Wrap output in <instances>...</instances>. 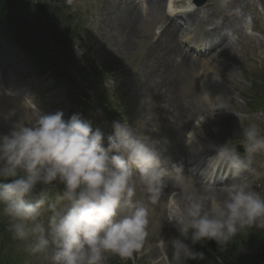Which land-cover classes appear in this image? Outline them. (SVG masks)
I'll return each instance as SVG.
<instances>
[{"label":"rangeland","instance_id":"obj_1","mask_svg":"<svg viewBox=\"0 0 264 264\" xmlns=\"http://www.w3.org/2000/svg\"><path fill=\"white\" fill-rule=\"evenodd\" d=\"M35 1H56V7L71 15L77 27L75 55L83 67L92 71L101 66L110 68L107 82L89 94V101L101 108L90 114V120L105 137L112 133L110 122L126 121L142 140L162 151L167 166L185 159L196 162L184 169L185 176L198 186L213 183L214 177L205 173L208 155L202 154L204 149L186 145L187 139L199 134L203 148L225 142L236 147L242 139L235 135L239 127L255 123L264 133V0H209L203 7H196L192 0H65L64 5L61 0ZM233 9L238 16H233ZM167 17L177 25L173 39L191 53L190 60L172 53L170 59L163 58L173 46ZM216 22L231 32L233 47L224 57V68L214 70L209 51L216 44L206 39V33ZM195 35L203 41L196 43ZM202 75L211 79L210 90L202 85ZM259 77L262 79L255 86ZM0 89L11 92L0 97V131L30 122L37 108L46 114L63 111L65 119L71 116L65 88H57L50 76L41 75L2 31ZM252 168L254 172L243 173V182L264 196V152L256 154ZM175 192V186L167 181L160 204L150 208L147 244L151 251L127 261L113 256L107 264H167L165 257L171 258V250L162 242L178 234L167 221V203ZM7 224V219L0 217V264H45L12 238ZM259 231L264 228L251 227L238 233L226 252L245 258L253 251ZM195 247L204 248L199 244ZM198 262L217 264L206 258Z\"/></svg>","mask_w":264,"mask_h":264},{"label":"clouds","instance_id":"obj_2","mask_svg":"<svg viewBox=\"0 0 264 264\" xmlns=\"http://www.w3.org/2000/svg\"><path fill=\"white\" fill-rule=\"evenodd\" d=\"M4 95L10 90L0 89ZM64 116L37 108L30 122L0 131V217L30 256L45 264H107L113 256L127 261L149 253L150 208L160 204L167 181L176 188L167 221L178 233L162 242L171 250L167 264L203 261L197 244L212 241L224 252L238 233L264 228V196L249 183L197 186L185 176L183 163L167 166L162 151L126 121L113 120L105 137L82 114ZM235 135L242 138L244 154L226 142L212 144L206 172L239 177L255 171L264 133L253 123ZM200 136L186 145L202 151Z\"/></svg>","mask_w":264,"mask_h":264},{"label":"trees","instance_id":"obj_3","mask_svg":"<svg viewBox=\"0 0 264 264\" xmlns=\"http://www.w3.org/2000/svg\"><path fill=\"white\" fill-rule=\"evenodd\" d=\"M61 1L63 4L64 0ZM54 4L35 0H0V30L25 51L41 74H49L56 85H66L71 105L86 113L89 110L86 93L98 83L96 79L101 73L88 71L77 61L73 45L76 24L70 14ZM255 237L253 251L245 258H237L226 250L216 251V244L212 241L198 251L204 252L207 261L217 264L219 261L224 264H264V231L257 232ZM188 264L200 263L189 261Z\"/></svg>","mask_w":264,"mask_h":264},{"label":"bare ground","instance_id":"obj_4","mask_svg":"<svg viewBox=\"0 0 264 264\" xmlns=\"http://www.w3.org/2000/svg\"><path fill=\"white\" fill-rule=\"evenodd\" d=\"M156 0H149V2H154ZM190 14V13H189ZM232 14L234 17L238 16V13H237V9H233L232 10ZM171 17L173 16V14L170 15ZM189 16V15H188ZM169 18L167 17L166 18V23L168 21H170V24H169V27H168V31L169 32H172L171 34V38H170V41L172 40V47H170L169 51L170 53L167 55L165 54L163 56L164 59H170L169 55L172 53V54H175L179 57H182L183 59H191V53L189 51H183L180 46L178 45L176 39L174 40V34H175V37H176V34L175 31L177 29V25L172 22V18ZM189 19H190V16H189ZM199 24H202V25H209L208 22H200L199 20L197 21ZM231 35V32H228L225 25L224 24H218V22H216L215 25H213V28L210 29L209 32L206 33V39L211 42L212 44H216L214 47H212L209 51V60L212 61V68L214 70L218 69V68H224L225 66V55L227 53V51H230L233 47V44H231L229 42V36ZM193 39L195 40L196 43H201L203 40L195 35L193 37ZM187 41H189V38H187ZM215 52V53H213ZM206 54V52L204 53ZM211 79H208L207 76L205 75H202V78H201V82H202V85L210 90V87H211ZM208 99L210 101H213V98L211 97L210 94H208ZM220 110V109H219ZM223 114H231L230 111H221ZM207 144H209V141H206ZM206 148V149H205ZM203 148L204 150L202 151L203 153L202 154H207L208 156L210 155H213V151L211 149V147L208 145L207 147ZM191 164H196V162H190L188 160L185 159V161L183 162V165H184V168H187L189 167ZM187 169H185L186 171ZM208 173V172H206ZM224 173L225 172H221L218 171L216 172L215 174H211V175H222V177L224 176ZM209 174V173H208ZM199 173L197 172V177H198ZM200 178V177H199ZM213 178V176H211V179ZM215 179V178H214ZM243 174H241V176L239 177H233L232 175L228 174V176H226V178H222V179H216L214 180V182H216V186H222V185H226V184H231V183H238V182H243Z\"/></svg>","mask_w":264,"mask_h":264},{"label":"water","instance_id":"obj_5","mask_svg":"<svg viewBox=\"0 0 264 264\" xmlns=\"http://www.w3.org/2000/svg\"><path fill=\"white\" fill-rule=\"evenodd\" d=\"M207 1L208 0H194L195 4L199 7L205 5Z\"/></svg>","mask_w":264,"mask_h":264}]
</instances>
